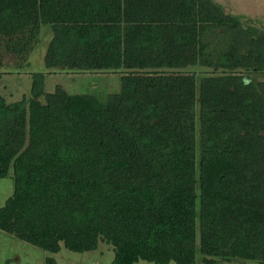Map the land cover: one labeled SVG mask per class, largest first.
<instances>
[{
    "label": "trees",
    "instance_id": "16d2710c",
    "mask_svg": "<svg viewBox=\"0 0 264 264\" xmlns=\"http://www.w3.org/2000/svg\"><path fill=\"white\" fill-rule=\"evenodd\" d=\"M42 24L48 70L121 71V90L34 73L30 98L0 93V230L53 253L104 241L113 264H264V29L213 0H0V67Z\"/></svg>",
    "mask_w": 264,
    "mask_h": 264
},
{
    "label": "rangeland",
    "instance_id": "374dc122",
    "mask_svg": "<svg viewBox=\"0 0 264 264\" xmlns=\"http://www.w3.org/2000/svg\"><path fill=\"white\" fill-rule=\"evenodd\" d=\"M224 7L227 13L237 15L244 21L264 29V0H213ZM50 24H42L38 42L28 59L20 60L17 56L6 54L4 64L0 67V93L8 103L30 98L33 84V74L42 73L45 76V91L52 93L58 87L69 94H86L98 97L117 93L121 90V71L73 73L67 70H48L45 55L53 38ZM184 72L200 76L211 73L203 68H188ZM258 79L263 76L256 75ZM43 101L44 99L41 98ZM14 191L13 172L7 178L0 179V208L11 197ZM115 252L107 242L100 241L98 248L91 252L77 253L61 245L57 253L43 250L25 242L16 236L0 230V264H47L53 259L56 264H113ZM200 256L196 264L200 263ZM135 264H155L140 260ZM170 264H177L171 262ZM222 264H259L255 261H224Z\"/></svg>",
    "mask_w": 264,
    "mask_h": 264
}]
</instances>
